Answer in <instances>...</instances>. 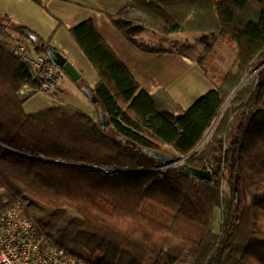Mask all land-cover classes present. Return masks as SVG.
Segmentation results:
<instances>
[{
    "label": "trees",
    "instance_id": "obj_1",
    "mask_svg": "<svg viewBox=\"0 0 264 264\" xmlns=\"http://www.w3.org/2000/svg\"><path fill=\"white\" fill-rule=\"evenodd\" d=\"M109 18L145 52L167 51L144 41L145 31L201 33L206 75L219 37L235 46L236 61L183 108L165 89H142L87 18L68 33L98 76L93 87L75 81L97 97L98 117L65 102L30 112L39 78L16 56L9 30L38 52L50 39L0 12L1 201L87 264H264V67L223 110L264 62V0H128Z\"/></svg>",
    "mask_w": 264,
    "mask_h": 264
},
{
    "label": "crops",
    "instance_id": "obj_2",
    "mask_svg": "<svg viewBox=\"0 0 264 264\" xmlns=\"http://www.w3.org/2000/svg\"><path fill=\"white\" fill-rule=\"evenodd\" d=\"M127 2L128 0H50L46 8H43L31 0H0V12L8 15L15 23L28 26L44 40L50 39L52 48L67 57L79 72L80 78L90 87L98 83V76L68 33L71 26L87 18L93 19L100 34L145 91L153 93L158 89H165L182 106V100L188 96L183 91L196 89L195 86H198L202 89L201 94L192 98L188 103L190 106L214 87L216 79L205 74L198 58L167 47V51L163 52H145L131 44L109 18L110 14H115ZM9 32L15 38L20 37L15 31ZM24 41L33 47L29 40ZM38 95L42 98H35ZM60 102L72 105L95 118L99 115L89 97L65 72L52 96L37 92L26 100L25 108L30 112L38 111Z\"/></svg>",
    "mask_w": 264,
    "mask_h": 264
},
{
    "label": "built area",
    "instance_id": "obj_3",
    "mask_svg": "<svg viewBox=\"0 0 264 264\" xmlns=\"http://www.w3.org/2000/svg\"><path fill=\"white\" fill-rule=\"evenodd\" d=\"M221 2L222 0H214ZM16 56L39 78L38 91L51 94L64 75L63 70L52 64L44 52L32 49L25 41H17ZM24 88L20 95L31 93ZM0 264H87L42 235L19 205H7L0 195ZM188 264V263H180Z\"/></svg>",
    "mask_w": 264,
    "mask_h": 264
},
{
    "label": "rangeland",
    "instance_id": "obj_4",
    "mask_svg": "<svg viewBox=\"0 0 264 264\" xmlns=\"http://www.w3.org/2000/svg\"><path fill=\"white\" fill-rule=\"evenodd\" d=\"M9 31H11V30H9ZM19 36L20 37L15 38L16 42L20 41V40L24 41L25 38L23 36H21L20 34H19ZM201 36H202V34L199 32H179V33H172V34H164V33L153 34L150 31H145L142 35L143 40L146 42L154 44L155 46H163L165 48L166 47L171 48L172 50L177 51L181 54H189L193 58H199V56L203 55L204 45L201 42ZM31 48L35 50L34 47H31ZM235 61H236V48H235V46L230 44L227 40L219 37V40H218V42L214 48V55L208 59L207 68L209 71V75L213 79L219 80L225 74V72L235 63ZM263 67H264V62L261 66H259L257 69L252 71L250 74H248L246 76V78L247 77L251 78L258 71H260L261 68H263ZM63 73H64V71H63ZM195 88L196 89H190V90L183 91V92L188 93V96H186V99L182 100L183 108H187L188 103L191 102L192 98H195L194 96H198L201 94L200 90H202V89H199L198 86H195ZM55 91H56V89L51 94H46V93H43V94L52 96L55 93ZM39 93H42V92H39ZM28 97H26V98H28ZM35 98H37V99L42 98V96L38 95ZM29 105H28V108L30 107ZM26 110H28V109L26 108ZM173 164H176V163H173ZM173 164H170V165H173ZM220 227H221V217H220V212H218V214L216 216V220H215V230L218 231L219 233L221 230Z\"/></svg>",
    "mask_w": 264,
    "mask_h": 264
},
{
    "label": "water",
    "instance_id": "obj_5",
    "mask_svg": "<svg viewBox=\"0 0 264 264\" xmlns=\"http://www.w3.org/2000/svg\"><path fill=\"white\" fill-rule=\"evenodd\" d=\"M50 62L52 64H54L55 66L61 68L72 80L76 81L80 78V74L77 71V69L72 65V63L67 59V57L62 54L60 51L54 49V48H49L46 52ZM249 77H247L246 79H244L242 81V83L239 85V87L236 89V91L232 94V96L230 97V99L228 100L229 104L233 98V96L235 95V93L240 89V87L248 80ZM85 93L87 94V96L89 97L90 101L95 104L97 102V97L95 96V94L91 91L90 88L85 87L84 88ZM226 104V105H227ZM225 105V107H226ZM225 107L223 108V110L225 109ZM222 110V112H223ZM221 112V114H222ZM221 114L219 115L217 121L219 120ZM101 116V125L102 127H106L107 123H106V116L104 113L100 114ZM217 121L215 122L214 126L212 127L211 131L209 132V134L207 135V137L202 141V143L194 150L192 151L189 155H187L185 158H183L182 160L188 158L189 156H191L193 153H195L204 143L205 141L208 139V137L210 136L212 130L214 129ZM156 157L164 160V161H170V157L165 156V155H161V154H155ZM181 160V161H182ZM180 162V161H179ZM177 163V162H176ZM182 169L193 175L194 177L201 179V180H210L211 179V172L208 170H202V169H198V168H194L192 166H189L188 164H183Z\"/></svg>",
    "mask_w": 264,
    "mask_h": 264
}]
</instances>
